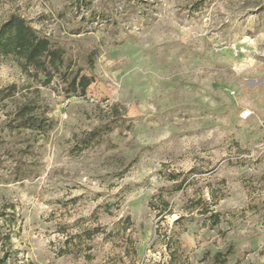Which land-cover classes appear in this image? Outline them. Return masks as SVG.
<instances>
[{
    "label": "rangeland",
    "instance_id": "374dc122",
    "mask_svg": "<svg viewBox=\"0 0 264 264\" xmlns=\"http://www.w3.org/2000/svg\"><path fill=\"white\" fill-rule=\"evenodd\" d=\"M13 15L63 62L0 55V264H264V0Z\"/></svg>",
    "mask_w": 264,
    "mask_h": 264
},
{
    "label": "trees",
    "instance_id": "16d2710c",
    "mask_svg": "<svg viewBox=\"0 0 264 264\" xmlns=\"http://www.w3.org/2000/svg\"><path fill=\"white\" fill-rule=\"evenodd\" d=\"M12 54L22 60L27 68L37 73L51 76L54 70L59 71L63 62L62 55L46 37L39 36L26 21L16 15L10 17L0 28V55ZM91 80L87 76H77L73 80L74 92H85ZM22 119L30 115L27 105L18 114ZM32 120V119H31Z\"/></svg>",
    "mask_w": 264,
    "mask_h": 264
},
{
    "label": "built area",
    "instance_id": "2783aa9c",
    "mask_svg": "<svg viewBox=\"0 0 264 264\" xmlns=\"http://www.w3.org/2000/svg\"><path fill=\"white\" fill-rule=\"evenodd\" d=\"M247 116H249V114Z\"/></svg>",
    "mask_w": 264,
    "mask_h": 264
}]
</instances>
